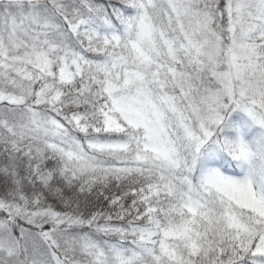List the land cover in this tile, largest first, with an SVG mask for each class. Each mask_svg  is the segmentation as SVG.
<instances>
[{"label":"snow or ice","instance_id":"6c2138e0","mask_svg":"<svg viewBox=\"0 0 264 264\" xmlns=\"http://www.w3.org/2000/svg\"><path fill=\"white\" fill-rule=\"evenodd\" d=\"M0 264H264V0H0Z\"/></svg>","mask_w":264,"mask_h":264}]
</instances>
